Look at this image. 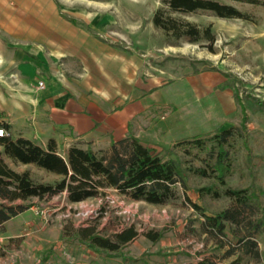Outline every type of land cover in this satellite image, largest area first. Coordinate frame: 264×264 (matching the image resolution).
Listing matches in <instances>:
<instances>
[{"label":"rangeland","instance_id":"rangeland-1","mask_svg":"<svg viewBox=\"0 0 264 264\" xmlns=\"http://www.w3.org/2000/svg\"><path fill=\"white\" fill-rule=\"evenodd\" d=\"M228 2L249 13L250 19L222 18L207 10L172 13L202 30L210 26L215 35L211 50L205 37L189 42L155 27L153 9L165 6L164 0H0V81L6 68L3 47L8 49L17 37H23L38 41L35 44L48 54L55 41L58 47L63 45L54 38L55 22L77 21L75 13L86 8H105L104 19L112 15L117 23L139 21L137 32L151 35L154 45L167 42L166 55H154L152 68L156 71L163 60L168 90L175 97L166 110L149 114L146 123L140 120L137 129L155 152L179 161L186 182H177L176 196L162 204L132 199L111 188L80 201H70L65 192L16 200L30 207L0 224V264H264V223L256 227L259 219L264 221V8ZM17 22L25 23L23 33L18 32ZM33 22L39 34L32 33ZM134 45L138 61L145 60L144 44ZM144 72H139L143 79ZM189 86L200 94L192 93ZM226 127H233L235 136L231 171L221 183L215 173L204 176L191 169L205 164L204 153L186 152L176 143L212 136ZM59 150L64 153V146ZM29 169L37 181L62 178L35 165ZM204 187L217 189L219 195ZM226 187L245 188L253 193L255 203L243 209L242 222L227 221L224 231L218 232L204 223V214L237 207L234 198L224 193ZM2 202L7 201L0 198ZM131 225L137 236L117 250L93 247L77 233L81 227L94 226L100 235L112 236ZM150 231L159 237L152 239ZM250 236L256 240L253 249H248Z\"/></svg>","mask_w":264,"mask_h":264},{"label":"crops","instance_id":"crops-1","mask_svg":"<svg viewBox=\"0 0 264 264\" xmlns=\"http://www.w3.org/2000/svg\"><path fill=\"white\" fill-rule=\"evenodd\" d=\"M19 8L24 9L21 5ZM110 9L113 7L107 11ZM104 10L86 8L75 13L77 21L55 22L54 38L63 45L58 47L55 41L48 54L35 44L38 41H24L23 37H17L15 45L8 49L3 47L6 71L1 72L0 123L9 124L7 130L12 138H29L45 148L54 139L59 152L64 146V153L72 145L107 148L129 135L143 140L137 129L140 120L146 123L149 114L166 110L173 102L175 94L168 90L167 70L161 67L163 60L156 71L151 61L154 55H166L168 43L157 47L151 35L137 32L139 21L117 23L112 15L106 20ZM33 23L32 33L39 34L35 29L38 24ZM17 27L23 33L25 23L17 22ZM136 43L144 44L145 60L138 61ZM142 70L147 73L144 79L139 75ZM40 80L44 81L43 87ZM190 90L200 94L193 86ZM0 151L10 167L8 159L23 165L22 169L12 167L19 172L29 171L35 165L55 173L33 162L14 160L4 152L1 143Z\"/></svg>","mask_w":264,"mask_h":264},{"label":"trees","instance_id":"trees-1","mask_svg":"<svg viewBox=\"0 0 264 264\" xmlns=\"http://www.w3.org/2000/svg\"><path fill=\"white\" fill-rule=\"evenodd\" d=\"M236 1L264 8V0ZM164 3L165 6L154 11V24L177 39L198 42L205 37L211 50L215 35L210 26L202 30L196 23L177 18L172 13L207 10L222 18L250 19L249 13L228 0H164ZM0 125L6 129L10 127L5 122ZM234 136V128L226 127L212 136L184 138L176 145L195 155L204 153L202 159L205 164L191 169L204 176L215 173L220 182L225 183V176L231 171ZM0 143L4 145V152L14 160L33 162L62 175L55 182L37 181L29 171L19 172L10 167L0 151V198L7 201L0 203V224L30 207L29 204L16 202L19 199L26 200L33 196L43 199L65 192L70 201H80L98 196L111 188L132 199L162 204L176 196L177 182L182 185L186 183L185 172L177 159L165 158L134 135L101 149L72 145L65 153L58 151L54 139L49 140L47 148L29 138H12L10 134L0 136ZM203 189L219 195L217 189ZM224 193L234 198L237 207L226 208L216 214H204V223L218 232L224 231L227 221L242 222L243 209L255 203L253 193L245 188L226 187ZM194 205L200 208L198 204ZM262 223L263 219H259L256 227ZM77 233L93 247L117 250L135 238L138 231L131 225L116 231L112 236H103L96 232L94 226H85L79 228ZM148 235L152 239L159 237L158 232L150 231ZM247 244L248 249H253L255 238L250 236Z\"/></svg>","mask_w":264,"mask_h":264},{"label":"built area","instance_id":"built-area-1","mask_svg":"<svg viewBox=\"0 0 264 264\" xmlns=\"http://www.w3.org/2000/svg\"><path fill=\"white\" fill-rule=\"evenodd\" d=\"M39 85L41 87H43L44 86V81L40 80L39 81ZM8 134H9V131L4 126H0V136H6Z\"/></svg>","mask_w":264,"mask_h":264}]
</instances>
